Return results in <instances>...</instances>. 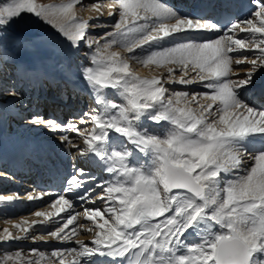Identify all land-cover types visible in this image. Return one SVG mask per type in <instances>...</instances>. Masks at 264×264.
<instances>
[{"label": "snow or ice", "instance_id": "6c2138e0", "mask_svg": "<svg viewBox=\"0 0 264 264\" xmlns=\"http://www.w3.org/2000/svg\"><path fill=\"white\" fill-rule=\"evenodd\" d=\"M80 3L10 0L0 7V31L28 13L74 46L82 41L89 48L97 45L82 72L97 107L83 113L79 122L34 114L28 123L53 135L64 133L59 142L76 150L77 157L91 159L110 179L105 182L73 163L63 194H29L30 202L55 195L52 210L34 212L40 219L13 222L17 233L4 228L0 242L24 240L33 229L60 223L47 238L34 236L33 241H74L77 247L54 249L50 255L36 249L28 256L5 253L0 264H94L97 257L109 264H264V110L249 106L240 95L253 83L255 72L264 69V0H256V11L245 20L230 19L226 11L193 18L162 0L92 4L99 15L82 19L74 7ZM227 6L225 0L222 7ZM104 7L109 17L119 18L112 31L88 40L91 29L103 27L99 20ZM92 20L97 24H90ZM189 32L216 38L184 40ZM177 38L180 42L173 43ZM130 60L163 71L141 77ZM246 64L251 68L245 78L232 79L239 76L234 68ZM196 84L207 91L170 93L166 87ZM105 89H115L121 102L106 99ZM144 120L169 127L157 134L143 127ZM70 132L86 147L73 143ZM246 159L253 161L250 167ZM96 189H102L98 196ZM67 193L81 204L105 202L103 210L85 207L82 214L94 224L85 229L93 233L91 246L75 239L84 226H75L81 214ZM18 198L0 195V205Z\"/></svg>", "mask_w": 264, "mask_h": 264}, {"label": "bare ground", "instance_id": "6f19581e", "mask_svg": "<svg viewBox=\"0 0 264 264\" xmlns=\"http://www.w3.org/2000/svg\"><path fill=\"white\" fill-rule=\"evenodd\" d=\"M178 1L184 0H162V2L172 6L178 11L174 4ZM209 0H203V3H208ZM247 2L251 7L250 14L245 18L238 20H245L251 17L252 13L256 11V0H242ZM6 2H10L6 1ZM42 4H57L62 0H38ZM111 0H81L80 4L75 5V11L79 18L87 19L92 16L99 15L92 10V4L107 5ZM1 5V4H0ZM182 15L186 11L179 9ZM192 13V11H188ZM187 16V15H186ZM190 17L191 14L189 15ZM118 14L109 17L107 7L103 8V16H101L99 23L103 27L91 29L88 35V40H96L104 35L106 32L112 31V25L118 19ZM196 18V17H193ZM90 24L95 25L97 21L92 20ZM16 30H21L22 33L15 36ZM207 32H189L183 39L203 41L202 36ZM210 35L209 39H215L216 35ZM243 35V34H241ZM180 42V38L172 41ZM104 41L100 42L101 49L103 48ZM167 46V45H165ZM97 45L92 44L91 48L88 47L86 41H82L78 46H74L67 38L58 32L57 29L45 23L42 19L35 17L32 14L23 13L19 19L14 20L3 31H0V195L10 196L18 194V199L7 205H0V232L4 228H9L13 234L17 233V229L12 227L13 222H20L24 219L31 221L33 219H40L33 215L36 211H49L52 200L56 196L45 197L42 201H28L29 194L36 195L39 192H64V186L59 188L54 179L53 185H49L47 180L44 179L46 174H55L56 178L66 174V167H70L72 172V164L75 163L77 167L86 168L100 179L107 182L110 177L100 170V167L87 157H77L76 150H70L67 145L59 142L60 133L53 135L49 130L42 126H35L28 123L30 117L34 114H40L45 119H55L66 123L69 119H75L79 122L80 116L89 112L97 107L95 103L94 91L82 77L83 68L90 66V58L95 51ZM114 51H121L123 49L113 48ZM249 59L253 58L252 53H246ZM130 66L133 71L138 75L145 78H151L154 75H159L163 69L156 66L145 67L135 60H130ZM251 65H243L234 68L239 76H233L232 79H243L244 74L249 71ZM70 69L73 76L69 81L76 82L70 88L64 81L63 73ZM46 75L54 78L52 84L44 78ZM179 75V73H177ZM169 92L186 91L189 94L207 91L201 84L196 85H176L168 86ZM56 94H62L61 98L64 103L55 105L54 102L46 104L50 101L48 97ZM64 89V92L62 91ZM24 90L28 93L26 96ZM111 93H105L106 99L110 101L121 102L120 96L115 89H106ZM264 69H258L253 77V83L240 95L241 98L259 110H264ZM12 92L19 93L14 100L10 95ZM40 94L43 96L41 97ZM26 97V98H25ZM34 102L35 106L32 107V112L28 111V101ZM27 101V102H26ZM68 102L71 107H68ZM203 102V101H201ZM87 127H91L88 124ZM143 127L157 133L163 132L169 127L166 122L160 125H155L147 120L143 121ZM83 130V126H82ZM72 139L73 143L78 144L80 147H86L83 140L77 136L76 133H67ZM122 139V138H120ZM248 167L251 166L253 161L245 160ZM41 170V174L35 172ZM68 177V176H67ZM65 177V178H67ZM44 182L40 186V181ZM66 182V181H65ZM102 189H96V196L100 194ZM66 198L74 201V210L81 214V218L76 222L75 226L83 225L84 228L80 229L79 234L75 239L83 240L91 246V239L93 233L85 231L88 227H94L92 221H88L83 217L84 208H99L101 210L105 207V202L97 200L95 204L85 202L81 204L75 200L72 193L65 194ZM95 199V196L93 197ZM66 219L67 214H61ZM102 222V221H101ZM61 226L60 223H53L45 225L40 230L33 229L28 238L24 240L0 242V250L10 249V247L20 246L31 247L32 249H42L46 254H50L52 247L65 248L68 244H73L77 247L74 241L60 242L56 240L37 239L35 242L32 237H45L47 238L48 232L55 230L56 227ZM72 226H70L71 228ZM190 238V237H189ZM194 238V237H193ZM193 238H191L193 240ZM190 242V241H189ZM67 249V248H66ZM21 251V249L17 250ZM16 252V251H15ZM14 253V252H10ZM4 254V253H3ZM2 255V253H0ZM47 264V262H45ZM94 264H109L107 258H95Z\"/></svg>", "mask_w": 264, "mask_h": 264}, {"label": "rangeland", "instance_id": "374dc122", "mask_svg": "<svg viewBox=\"0 0 264 264\" xmlns=\"http://www.w3.org/2000/svg\"><path fill=\"white\" fill-rule=\"evenodd\" d=\"M6 1H9V0H0V7H2L5 3H7ZM17 31V33H15V36H17V35H19V34H21L22 33V31L21 30H16ZM106 91V92H105ZM104 92L105 93H111V92H109V91H107L106 89L104 90ZM191 238H193V237H190L189 238V241L190 242H192L193 240L191 239ZM194 239V238H193ZM74 247H76L75 245H73V244H68V246L67 247H65V248H60V247H52L51 249H50V251H52V250H54V249H68V248H74ZM19 249H21V252L25 255V256H28L29 254H30V250L32 249L31 247H20V246H14V247H10V249L8 248V249H4V250H0V253H2V255H3V253L5 254V253H10V252H15V251H17V250H19ZM39 251H42V249H39ZM51 253V252H50ZM50 255V254H49Z\"/></svg>", "mask_w": 264, "mask_h": 264}]
</instances>
